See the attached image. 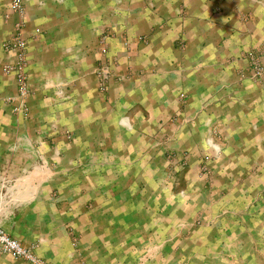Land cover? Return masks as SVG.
I'll list each match as a JSON object with an SVG mask.
<instances>
[{
  "label": "crops",
  "instance_id": "crops-1",
  "mask_svg": "<svg viewBox=\"0 0 264 264\" xmlns=\"http://www.w3.org/2000/svg\"><path fill=\"white\" fill-rule=\"evenodd\" d=\"M10 1L5 230L52 264H264V83L249 70L264 0H23L22 14ZM19 23L25 111L7 101Z\"/></svg>",
  "mask_w": 264,
  "mask_h": 264
},
{
  "label": "built area",
  "instance_id": "built-area-1",
  "mask_svg": "<svg viewBox=\"0 0 264 264\" xmlns=\"http://www.w3.org/2000/svg\"><path fill=\"white\" fill-rule=\"evenodd\" d=\"M10 10L15 13L22 14L24 11L23 0H11ZM23 24L16 25L15 43L13 47L19 51L17 62L14 65L6 66L5 71L8 73L15 72L17 75L18 96L8 97L7 101L13 103L15 99L20 100V105L14 109L26 110L25 99L29 94L28 75H27V57L26 45L21 37ZM4 49H11L8 44L3 45ZM98 74L101 81V88H105L107 80L112 75V67L98 68ZM16 187L13 183L3 180L0 184V209L8 202L14 199ZM0 254H7L15 259H23L30 264H52L49 261L39 257L33 246L26 247L18 239L11 236L0 223Z\"/></svg>",
  "mask_w": 264,
  "mask_h": 264
},
{
  "label": "rangeland",
  "instance_id": "rangeland-1",
  "mask_svg": "<svg viewBox=\"0 0 264 264\" xmlns=\"http://www.w3.org/2000/svg\"><path fill=\"white\" fill-rule=\"evenodd\" d=\"M103 38H105V37H103ZM257 54H258V56L253 57L252 61L249 64L250 77L254 81L264 83V62H261L262 53H261V51H258ZM102 67H109V63L108 62L107 63L106 62L100 63L99 68H102Z\"/></svg>",
  "mask_w": 264,
  "mask_h": 264
}]
</instances>
